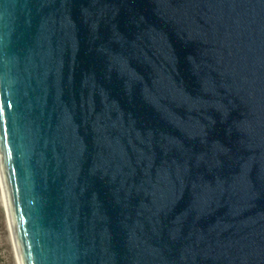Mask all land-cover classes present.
Wrapping results in <instances>:
<instances>
[{
  "label": "water",
  "instance_id": "water-1",
  "mask_svg": "<svg viewBox=\"0 0 264 264\" xmlns=\"http://www.w3.org/2000/svg\"><path fill=\"white\" fill-rule=\"evenodd\" d=\"M0 183L16 264H264V0H0Z\"/></svg>",
  "mask_w": 264,
  "mask_h": 264
},
{
  "label": "rangeland",
  "instance_id": "rangeland-1",
  "mask_svg": "<svg viewBox=\"0 0 264 264\" xmlns=\"http://www.w3.org/2000/svg\"><path fill=\"white\" fill-rule=\"evenodd\" d=\"M0 264H16L0 185Z\"/></svg>",
  "mask_w": 264,
  "mask_h": 264
},
{
  "label": "bare ground",
  "instance_id": "bare-ground-1",
  "mask_svg": "<svg viewBox=\"0 0 264 264\" xmlns=\"http://www.w3.org/2000/svg\"><path fill=\"white\" fill-rule=\"evenodd\" d=\"M0 185H1V183H0ZM2 195H3V193H2Z\"/></svg>",
  "mask_w": 264,
  "mask_h": 264
}]
</instances>
